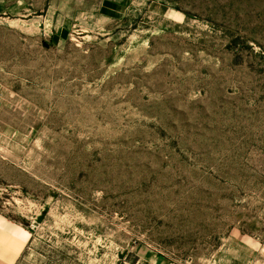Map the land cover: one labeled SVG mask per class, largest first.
<instances>
[{"label":"rangeland","instance_id":"374dc122","mask_svg":"<svg viewBox=\"0 0 264 264\" xmlns=\"http://www.w3.org/2000/svg\"><path fill=\"white\" fill-rule=\"evenodd\" d=\"M0 83L13 264H264V0H0Z\"/></svg>","mask_w":264,"mask_h":264},{"label":"crops","instance_id":"0c3cea01","mask_svg":"<svg viewBox=\"0 0 264 264\" xmlns=\"http://www.w3.org/2000/svg\"><path fill=\"white\" fill-rule=\"evenodd\" d=\"M0 223V264H13L14 254L18 252L14 244L13 228L11 225Z\"/></svg>","mask_w":264,"mask_h":264},{"label":"built area","instance_id":"2783aa9c","mask_svg":"<svg viewBox=\"0 0 264 264\" xmlns=\"http://www.w3.org/2000/svg\"><path fill=\"white\" fill-rule=\"evenodd\" d=\"M4 91V89H3V86H2V84L0 83V112H1V110H2V108H3V92Z\"/></svg>","mask_w":264,"mask_h":264}]
</instances>
